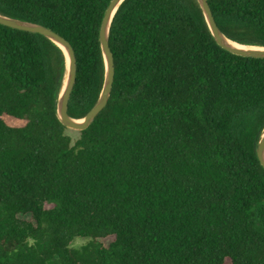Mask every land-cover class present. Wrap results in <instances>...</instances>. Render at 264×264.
I'll return each mask as SVG.
<instances>
[{"label": "trees", "instance_id": "trees-1", "mask_svg": "<svg viewBox=\"0 0 264 264\" xmlns=\"http://www.w3.org/2000/svg\"><path fill=\"white\" fill-rule=\"evenodd\" d=\"M109 1L0 0L72 48L71 119L102 87ZM206 2L224 37L264 47V0ZM108 46L107 103L72 140L62 51L0 25V264H264V59L221 49L196 0H123Z\"/></svg>", "mask_w": 264, "mask_h": 264}, {"label": "water", "instance_id": "water-1", "mask_svg": "<svg viewBox=\"0 0 264 264\" xmlns=\"http://www.w3.org/2000/svg\"><path fill=\"white\" fill-rule=\"evenodd\" d=\"M122 1L123 0H110L101 18V22L98 29V43L104 64V76L102 87L93 107L85 114L82 119L78 120L71 119L67 115L68 98L75 80V58L73 50L70 47L69 43L60 35L53 32L47 27H44L39 24L9 18L0 14V25L16 30L41 35L46 39L50 40L52 43H54L62 51L65 60V73L60 91L56 99L55 110L56 116L60 124L67 129L75 131L84 130L89 126L92 120L101 112V110L107 103L114 74L113 58L108 46V31L113 15L119 5L122 3ZM196 1L199 5L204 21L208 27V30L214 42L221 49L237 56L264 59V47L242 45L250 47L252 49H239L228 46L225 41L230 40L224 37V35L217 28L206 0ZM254 153L259 165L264 170V126L256 141Z\"/></svg>", "mask_w": 264, "mask_h": 264}, {"label": "rangeland", "instance_id": "rangeland-1", "mask_svg": "<svg viewBox=\"0 0 264 264\" xmlns=\"http://www.w3.org/2000/svg\"><path fill=\"white\" fill-rule=\"evenodd\" d=\"M67 134L70 136L72 140H75L78 137L77 131L75 130H68ZM84 243V240L76 239L72 242V246H79Z\"/></svg>", "mask_w": 264, "mask_h": 264}, {"label": "bare ground", "instance_id": "bare-ground-1", "mask_svg": "<svg viewBox=\"0 0 264 264\" xmlns=\"http://www.w3.org/2000/svg\"><path fill=\"white\" fill-rule=\"evenodd\" d=\"M226 42V44L228 45V46H230V47H232V48H239V49H252V48H250V47H246V46H242V45H238V44H236V43H233V42H231V41H225Z\"/></svg>", "mask_w": 264, "mask_h": 264}, {"label": "clouds", "instance_id": "clouds-1", "mask_svg": "<svg viewBox=\"0 0 264 264\" xmlns=\"http://www.w3.org/2000/svg\"><path fill=\"white\" fill-rule=\"evenodd\" d=\"M29 243H31V241H29Z\"/></svg>", "mask_w": 264, "mask_h": 264}]
</instances>
